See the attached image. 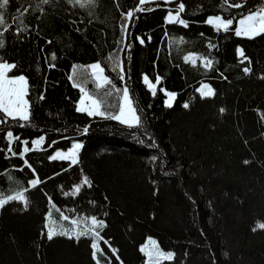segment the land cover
I'll use <instances>...</instances> for the list:
<instances>
[{
    "label": "trees",
    "instance_id": "1",
    "mask_svg": "<svg viewBox=\"0 0 264 264\" xmlns=\"http://www.w3.org/2000/svg\"><path fill=\"white\" fill-rule=\"evenodd\" d=\"M261 10L0 0V62L26 79L28 101L25 119L0 109V264H264V31L237 34ZM80 88L100 113L79 110ZM124 90L135 124L115 118ZM75 140V162L51 158ZM148 237L172 258L148 262Z\"/></svg>",
    "mask_w": 264,
    "mask_h": 264
},
{
    "label": "rangeland",
    "instance_id": "2",
    "mask_svg": "<svg viewBox=\"0 0 264 264\" xmlns=\"http://www.w3.org/2000/svg\"><path fill=\"white\" fill-rule=\"evenodd\" d=\"M141 2L151 0H140ZM166 20L180 21L178 14L169 12L166 15ZM207 22L220 28L227 27L231 22L224 19L220 15H211L207 18ZM264 31V10L251 13L237 21V34L242 36H254ZM12 65L7 62H0V109L8 116L27 118L28 117V101L26 98L27 82L22 76H9ZM89 71L96 79L99 85L107 82L103 70L99 63L94 62L89 64ZM82 93L78 103V108L88 114L100 113L99 105L96 99L90 96L86 91L80 88ZM197 91L202 95H210L212 86L207 82H202ZM175 93L166 92L165 104L171 105L174 101ZM119 121L126 124H135L138 121L136 111L133 107L130 96L126 90L123 91L121 97L120 109L115 117ZM43 142L42 136L37 137L33 141L35 147H39ZM82 143L75 140L67 149H57L51 154V158L66 159L75 162L78 159V152ZM142 251L145 253L147 261L157 263L163 259H170L173 256L172 251L162 250L153 237H148L141 245Z\"/></svg>",
    "mask_w": 264,
    "mask_h": 264
}]
</instances>
